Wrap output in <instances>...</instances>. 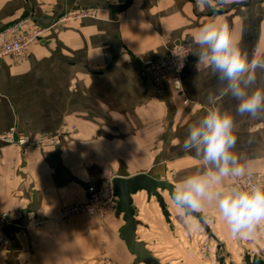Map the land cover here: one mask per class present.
<instances>
[{"label":"crops","instance_id":"1","mask_svg":"<svg viewBox=\"0 0 264 264\" xmlns=\"http://www.w3.org/2000/svg\"><path fill=\"white\" fill-rule=\"evenodd\" d=\"M124 2L0 0V31L24 14L46 29L27 61H0V214L17 215L0 264H101L105 256L132 264L119 239L120 217L57 218L63 208L84 202L89 187L114 178L147 174L174 188L200 168L182 141L210 96L234 116V150L245 174L264 175V110L255 117L237 112L224 82L195 55L181 74L186 105L169 83L154 85L140 74L143 63L175 47L195 52V34L212 20L229 25L249 58L257 48L264 51V0H132L120 13L108 9ZM85 9L95 14L56 25L63 15ZM256 83L264 85V73ZM59 129L65 134L60 142L44 148L1 139L8 131L39 138ZM161 196L165 212L144 192L132 198L136 240L151 254L146 264H202L208 256L216 264H243L244 255L264 253V223L233 236L206 203L198 214L208 237L198 221V229L184 226L167 193Z\"/></svg>","mask_w":264,"mask_h":264},{"label":"clouds","instance_id":"2","mask_svg":"<svg viewBox=\"0 0 264 264\" xmlns=\"http://www.w3.org/2000/svg\"><path fill=\"white\" fill-rule=\"evenodd\" d=\"M198 2L206 4L207 0ZM194 41L196 51L189 55H195L198 63L208 66L224 82L225 90L237 101V112L255 117L264 110V85L256 83L258 73H264V51L257 48L249 58L229 25L218 20L200 26ZM181 68L183 65L177 71ZM209 99L204 114L187 126L182 141L183 150L194 154L202 166L175 183L171 203L189 229L199 228L195 213L211 203L233 236H246L264 223V182H237L247 168L234 150V116L223 110L214 96ZM225 178L232 182L225 183ZM202 264H216L215 258L205 257Z\"/></svg>","mask_w":264,"mask_h":264},{"label":"built area","instance_id":"3","mask_svg":"<svg viewBox=\"0 0 264 264\" xmlns=\"http://www.w3.org/2000/svg\"><path fill=\"white\" fill-rule=\"evenodd\" d=\"M94 14L95 10L93 9L79 10L72 15H63L56 21V25L65 24L69 20H80ZM45 33L46 29L37 26L28 18L14 21L0 31V61L8 60L12 63L27 61L29 48L38 44ZM188 60V50L182 46L175 47L162 59L143 63L140 74L154 85L163 82L169 83L175 96L181 98L183 105H186L189 101L184 95L181 74ZM180 65H183V68L177 71ZM64 135L60 129L53 133H46L39 138H31L23 134L15 135L13 131H8L1 136V139L19 147L44 148L57 145ZM236 179L241 184L264 182V175L246 173ZM117 203L118 199L110 181L100 188L89 187L84 202L63 208L57 222L66 223L77 217L96 218L104 221L107 217L113 216ZM16 220V213L4 212L0 214V251L7 248L9 229L15 225ZM101 264L117 263L105 256L102 258Z\"/></svg>","mask_w":264,"mask_h":264},{"label":"water","instance_id":"4","mask_svg":"<svg viewBox=\"0 0 264 264\" xmlns=\"http://www.w3.org/2000/svg\"><path fill=\"white\" fill-rule=\"evenodd\" d=\"M131 2L132 0H125L124 4L108 6V9L112 13H120L126 10ZM25 17L26 15L24 14L22 19ZM111 185L118 199L114 216L116 218L120 217L123 222L119 239L123 242L127 253L133 257L132 264H146L151 259V254L143 243L136 240L138 223L134 216L135 211L132 198L139 192H144L147 202L154 199L160 210L164 211L161 193L166 192L171 200V192L174 188L167 180L156 179L147 174H138L126 179L114 178L111 180ZM195 216L205 234L211 237L209 228L203 223L201 216L198 213H195Z\"/></svg>","mask_w":264,"mask_h":264},{"label":"trees","instance_id":"5","mask_svg":"<svg viewBox=\"0 0 264 264\" xmlns=\"http://www.w3.org/2000/svg\"><path fill=\"white\" fill-rule=\"evenodd\" d=\"M243 264H264V253L259 255H244Z\"/></svg>","mask_w":264,"mask_h":264},{"label":"rangeland","instance_id":"6","mask_svg":"<svg viewBox=\"0 0 264 264\" xmlns=\"http://www.w3.org/2000/svg\"><path fill=\"white\" fill-rule=\"evenodd\" d=\"M203 231V230H202ZM204 232V231H203ZM209 232H210V230H209ZM211 233V232H210ZM204 234H205V232H204ZM206 235V234H205ZM212 235V234H211ZM207 236V235H206ZM206 236H205V239H206Z\"/></svg>","mask_w":264,"mask_h":264}]
</instances>
